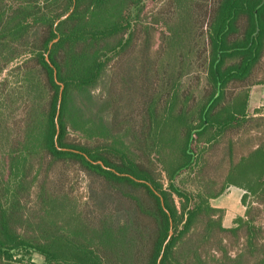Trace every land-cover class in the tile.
Listing matches in <instances>:
<instances>
[{
    "label": "trees",
    "instance_id": "16d2710c",
    "mask_svg": "<svg viewBox=\"0 0 264 264\" xmlns=\"http://www.w3.org/2000/svg\"><path fill=\"white\" fill-rule=\"evenodd\" d=\"M150 1L0 0V264H264V143L237 160L227 142L226 168L209 155L264 83V0L203 1L205 29L187 47L177 30L165 38L150 92L117 121L111 61ZM163 1L168 15L181 2ZM68 169L86 175L90 201ZM230 185L246 215L225 227L211 199Z\"/></svg>",
    "mask_w": 264,
    "mask_h": 264
},
{
    "label": "rangeland",
    "instance_id": "374dc122",
    "mask_svg": "<svg viewBox=\"0 0 264 264\" xmlns=\"http://www.w3.org/2000/svg\"><path fill=\"white\" fill-rule=\"evenodd\" d=\"M203 1L205 2V0H181L180 3L175 5V9L173 10L171 15L167 14L169 8L171 7V4L165 3L163 0H151L148 3H145L143 7H141L142 10L140 11L138 16V23L134 25L135 36L131 42V45L122 52L118 60L115 58L113 61H111V65L115 67L111 75L109 86L112 87L110 93L113 96H116L117 101H115V106H117L118 115L115 117V120L118 121L120 119L119 111L127 110V106H129L131 109L136 107L140 96H142L144 92H150V81L146 82V79L149 78L150 80V73L152 71L150 66L152 58L157 56V54L159 53L162 43L164 44L165 42V38L168 39L169 36L177 30L180 37L179 39H176V42H183L185 47L190 46L194 43L193 37L189 36V34L191 32L195 34L199 32L200 24L206 11V6ZM209 2L210 0H206V3L209 4ZM161 6L162 13H160V15H156L159 13V9ZM206 21L207 19H204L202 21V29H205L207 25ZM155 23H158V25H154ZM158 26H160V28H158ZM171 52V47H168L165 51H163V53L161 54L163 58L162 61H167V59L171 56ZM13 65L14 64H11L8 68H12ZM263 67H261L262 71ZM8 71L9 70H7L5 73H7ZM254 71L256 76L253 79L260 80L261 76H259V74L261 72V69L258 71ZM108 74L104 75L106 79ZM105 78H103L104 80L100 79L97 86L94 87V93L98 98L102 97V95L104 94V81H106ZM230 90L231 89L226 90L227 94ZM250 90V96L252 95V99L256 100L259 103V105L254 107V110L257 111L258 109H260L258 107L262 108V105L264 104V83L253 84L250 87ZM126 102H129L130 104L126 106ZM118 105H124L125 108H120L118 107ZM258 132V130H249L245 133L241 132L240 135L242 136L240 137H242L241 139H243V141H247L250 138H258ZM69 136L73 141L77 143L86 142L85 139L78 133L71 132ZM237 145V149L241 151L243 149V145ZM218 148L219 147H215V150ZM68 171L70 172V174L68 173V177L70 178L66 185L73 188V194H76L81 198V203H83V201H90L86 198V175L82 171L78 172L77 170L74 171L73 169H68ZM191 178L192 176H190L188 172L184 173L180 177L179 183L182 186L191 189L193 188ZM226 206L230 208L232 205L226 204ZM87 210L90 211V209ZM85 223H87L85 215H83L81 219L79 218L73 221V224L76 227H84ZM259 223H263L264 225V214L259 220ZM98 226H101V224H99ZM236 250V247L232 248V255H234L233 253H235ZM33 257L38 262L43 261L42 257L38 254H34Z\"/></svg>",
    "mask_w": 264,
    "mask_h": 264
},
{
    "label": "crops",
    "instance_id": "0c3cea01",
    "mask_svg": "<svg viewBox=\"0 0 264 264\" xmlns=\"http://www.w3.org/2000/svg\"><path fill=\"white\" fill-rule=\"evenodd\" d=\"M250 94L251 90H249L248 100V121H244L243 124L234 128L229 133H226L225 137L221 140V142L216 143L213 146L214 148L209 151L211 163L214 168L228 167L229 163L227 159H230V150L226 146L227 142L231 141L233 143L232 156L235 157L237 160L241 159L242 157L248 156L250 153L257 150L264 143V104L262 105V108L258 107L260 109L255 111L254 107L259 105V103L256 100L252 99V95L250 96ZM228 97L229 94H227V99ZM249 130H258L259 137H255L252 139L250 138L247 141H243V139H241L242 137H240L242 136L240 135V133H245ZM237 144L243 145V149L241 151L237 149ZM215 147L219 148L215 150ZM226 153L229 154V156H226ZM245 192V189L241 187L230 185L222 194L211 199V204L214 207L223 210L222 222L225 227L233 226L238 217H245L246 205L243 203L242 200ZM226 204L232 206L229 208L228 206H226Z\"/></svg>",
    "mask_w": 264,
    "mask_h": 264
},
{
    "label": "water",
    "instance_id": "95a60500",
    "mask_svg": "<svg viewBox=\"0 0 264 264\" xmlns=\"http://www.w3.org/2000/svg\"><path fill=\"white\" fill-rule=\"evenodd\" d=\"M53 42L54 41H52L51 43H50V46L53 44ZM48 60H49V58H47ZM60 83V85H61V87L63 88V83H61V82H59ZM98 162H100V163H102V161L101 160H99ZM173 233V230L171 229L170 230V235ZM167 242V241H166ZM161 260V256H160V258H159V261ZM159 264H160V262H159Z\"/></svg>",
    "mask_w": 264,
    "mask_h": 264
}]
</instances>
